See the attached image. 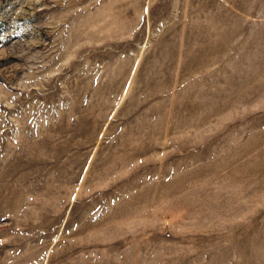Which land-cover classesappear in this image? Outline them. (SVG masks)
I'll return each instance as SVG.
<instances>
[{
    "label": "rangeland",
    "instance_id": "obj_1",
    "mask_svg": "<svg viewBox=\"0 0 264 264\" xmlns=\"http://www.w3.org/2000/svg\"><path fill=\"white\" fill-rule=\"evenodd\" d=\"M0 264H264V0H0Z\"/></svg>",
    "mask_w": 264,
    "mask_h": 264
},
{
    "label": "bare ground",
    "instance_id": "obj_2",
    "mask_svg": "<svg viewBox=\"0 0 264 264\" xmlns=\"http://www.w3.org/2000/svg\"><path fill=\"white\" fill-rule=\"evenodd\" d=\"M130 87H131V83H130V81H129V83H128V85H127V88H126V90H125V93L123 92L122 100H123L124 97L126 96L127 92H129L128 90H129Z\"/></svg>",
    "mask_w": 264,
    "mask_h": 264
}]
</instances>
